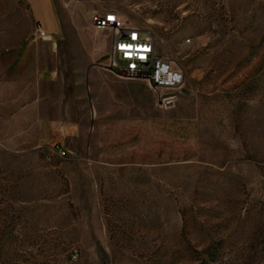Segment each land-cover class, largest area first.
Listing matches in <instances>:
<instances>
[{"label":"rangeland","instance_id":"1","mask_svg":"<svg viewBox=\"0 0 264 264\" xmlns=\"http://www.w3.org/2000/svg\"><path fill=\"white\" fill-rule=\"evenodd\" d=\"M56 2L42 36L0 0V264H264V0ZM94 10L155 34L173 105L116 89Z\"/></svg>","mask_w":264,"mask_h":264},{"label":"built area","instance_id":"2","mask_svg":"<svg viewBox=\"0 0 264 264\" xmlns=\"http://www.w3.org/2000/svg\"><path fill=\"white\" fill-rule=\"evenodd\" d=\"M91 22L100 31L112 33L109 66L129 79H144L157 94L161 106L173 105L186 73L157 50L155 34L141 26L127 22L115 10H94ZM42 36L45 30L39 28Z\"/></svg>","mask_w":264,"mask_h":264},{"label":"crops","instance_id":"3","mask_svg":"<svg viewBox=\"0 0 264 264\" xmlns=\"http://www.w3.org/2000/svg\"><path fill=\"white\" fill-rule=\"evenodd\" d=\"M28 6V9L30 10V13L32 14L34 20L38 24L39 27H44L46 25L47 31L52 34V36H58L60 33V24H59V13L56 9V6H58V3L56 0H24ZM68 4V3H67ZM105 70L110 74V76L115 81L116 89L121 91L126 84L130 87H139L138 85H142L144 87H150V84L148 81L144 80L143 83H140L139 81H125L123 77L119 73H117L115 70H112L109 64L104 67ZM93 68L90 69V72L92 73Z\"/></svg>","mask_w":264,"mask_h":264},{"label":"water","instance_id":"4","mask_svg":"<svg viewBox=\"0 0 264 264\" xmlns=\"http://www.w3.org/2000/svg\"><path fill=\"white\" fill-rule=\"evenodd\" d=\"M113 70V68H111Z\"/></svg>","mask_w":264,"mask_h":264}]
</instances>
